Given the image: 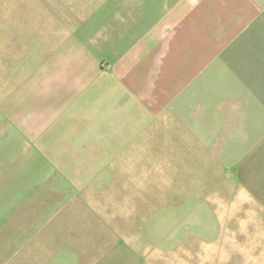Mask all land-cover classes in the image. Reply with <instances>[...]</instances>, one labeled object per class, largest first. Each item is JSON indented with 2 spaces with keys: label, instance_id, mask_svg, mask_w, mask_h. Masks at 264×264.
Here are the masks:
<instances>
[{
  "label": "crops",
  "instance_id": "obj_1",
  "mask_svg": "<svg viewBox=\"0 0 264 264\" xmlns=\"http://www.w3.org/2000/svg\"><path fill=\"white\" fill-rule=\"evenodd\" d=\"M87 17L12 70L0 264L44 258L67 206L112 228L75 233L74 264H264V0H103Z\"/></svg>",
  "mask_w": 264,
  "mask_h": 264
},
{
  "label": "rangeland",
  "instance_id": "obj_2",
  "mask_svg": "<svg viewBox=\"0 0 264 264\" xmlns=\"http://www.w3.org/2000/svg\"><path fill=\"white\" fill-rule=\"evenodd\" d=\"M102 2L103 0H0V110H4L8 93L17 85L13 81L12 70L19 73L24 69L23 64L38 58L39 49L54 42L51 36L55 28L79 26L84 17L100 10ZM7 62L11 67L5 64ZM21 103L20 96L19 109L22 107ZM4 114L0 112V126H5ZM207 156L201 154L202 175L210 167ZM71 214L67 206L49 218L44 233L45 257L43 258L42 244L40 257H37L38 260L29 259V264H54L52 261L47 262V252L54 254L52 257L55 264H74L76 260L73 253L76 250L84 252L89 246L88 243L74 242L75 233L79 239L92 232L101 233L100 229H112L90 225L86 212L76 221L78 225H73Z\"/></svg>",
  "mask_w": 264,
  "mask_h": 264
}]
</instances>
